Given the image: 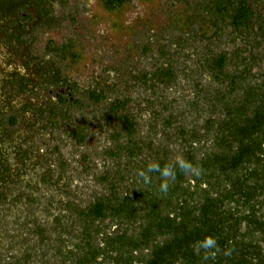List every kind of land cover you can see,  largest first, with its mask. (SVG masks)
I'll return each mask as SVG.
<instances>
[{
    "label": "trees",
    "instance_id": "1",
    "mask_svg": "<svg viewBox=\"0 0 264 264\" xmlns=\"http://www.w3.org/2000/svg\"><path fill=\"white\" fill-rule=\"evenodd\" d=\"M8 1L18 3L9 9L8 20L0 17V37L13 48L2 59L7 61L0 83V219L7 210L14 215V201L21 207L14 231H0V264H264V69L254 71L264 58L259 60V53L252 51L244 56L245 48L239 45L199 60L216 87L207 89L197 81L195 99L184 100L180 114L202 108L203 133L198 135L199 130L187 123L178 124L173 114L163 125L168 139L180 144V158L170 142L158 147L138 139V118L127 109L130 98L109 103L103 121L120 126L113 127L120 145L111 148L109 156H125V167L118 164L115 171L98 176L105 191L95 192L91 200L78 203L65 194L69 200L58 214L48 213L53 199L44 204L41 216L30 191L33 185L26 187L23 179L28 163L36 162L34 130L62 129L77 144H86L89 119L82 116L76 122L72 108L105 103L117 91L108 81L81 92L58 64L70 45L49 44L61 60H42L20 51L33 18L31 6L40 21L42 16L50 22V1ZM126 1L103 0V4L115 10ZM263 2H199L196 21L208 19L214 29L226 26L237 33L259 31L264 41V12L259 8ZM20 13L27 14V22ZM16 41L19 47H14ZM261 43L256 40L251 50ZM16 60L21 61L14 64ZM178 73L175 67H158L137 80L158 90V84L174 85ZM41 90L49 96L42 97ZM15 102L20 106L14 107ZM21 124L25 132L18 133L15 127ZM11 154L19 166L7 162ZM151 164L160 171L149 172ZM166 169L170 176L162 175ZM45 171L43 180L55 183L53 173ZM12 184L18 194L11 207L7 194ZM111 223L119 224L121 233H107ZM208 241L214 243L205 247Z\"/></svg>",
    "mask_w": 264,
    "mask_h": 264
},
{
    "label": "rangeland",
    "instance_id": "2",
    "mask_svg": "<svg viewBox=\"0 0 264 264\" xmlns=\"http://www.w3.org/2000/svg\"><path fill=\"white\" fill-rule=\"evenodd\" d=\"M24 1L31 3L30 0ZM49 1L53 19L50 22L47 19L40 21L36 10L31 8L34 15L28 23L29 29L22 36L26 44H22L20 51L23 50L24 54L28 52L32 57L42 60H61L49 49V44L70 45L64 61H58L64 75L74 80L81 92L101 81H109L117 92L110 95L105 103L72 108L73 120L76 122L82 116L89 119L86 144H77L62 129L50 130L49 133L42 129L34 130V143L37 145L34 146V152L37 153L33 160L36 162L28 163L27 172L26 169L23 170V179L26 187V183L33 182L30 191L38 201L37 215L42 216V212H45L44 204L53 199L56 202L50 206L48 213L58 214L61 205L68 199L65 194L70 193L69 198L78 203L91 200L95 192L105 191L98 181V176L110 170L115 171L118 164L123 166L126 162L123 155L118 156L120 159L109 156L110 149L120 145L113 129L120 126L117 122L112 126L107 125L102 118L109 103L116 99L130 98L129 111L138 118V139L146 143L153 141L157 146L170 142L173 153L180 158V144H174L175 139H168L163 125L165 118L173 114L171 116L175 119L179 118L178 124L187 123L199 130L198 135L203 133L202 108L198 107L193 113L191 110L180 114V111L185 109L184 100L195 99L196 91L193 87L197 81L207 89L216 87L212 83L213 78L209 70L199 60H204L206 55L216 56L223 51H232L239 45L242 49L245 48L244 56H250L252 51L254 54L259 53V60L264 58L261 55H264V41L261 40L259 48L251 50L257 46L255 42L258 40L254 32L237 33L226 26L214 29L211 22H207L208 19L203 22L196 21L197 5L208 0H128L121 8L115 10L107 9L103 0ZM14 3L18 2L0 0L2 21L8 20L9 9ZM259 8L264 12V2ZM22 16L26 15L20 13V17ZM27 20L24 17L22 21ZM16 46H20L17 41L14 44V47ZM12 49L1 36L0 83L6 70L4 62L7 61L2 59ZM18 61L21 60H16L14 64H18ZM259 65L255 67V72H258L259 68L264 69V60L260 61ZM158 67H175L179 71L177 82L171 86L158 84V90H152L137 80L140 74L151 72ZM58 91L60 90H55V93ZM45 92L46 90H41L39 94L42 97L49 96ZM13 106L19 107L20 104L15 102ZM14 109L16 108L9 111ZM9 111L7 113H10ZM25 128L21 124L16 126L15 130L20 133L25 132ZM14 156L9 155L7 162L19 166ZM86 157L90 159L86 160ZM14 167L12 166V169ZM44 169L45 172L53 173L50 178H54L55 183L50 184L43 180ZM8 187L10 205L18 191L15 192V184ZM13 192L15 193L12 194ZM13 203L16 206L11 211L15 213L12 215L10 210L4 211L5 214L0 219V231H14L20 222L16 217L21 202L17 200ZM3 241L5 242L4 239Z\"/></svg>",
    "mask_w": 264,
    "mask_h": 264
},
{
    "label": "flooded vegetation",
    "instance_id": "3",
    "mask_svg": "<svg viewBox=\"0 0 264 264\" xmlns=\"http://www.w3.org/2000/svg\"><path fill=\"white\" fill-rule=\"evenodd\" d=\"M31 6V5H30ZM29 6V7H30ZM31 8H33V9H35L36 10V8L34 7V5H32L31 6ZM260 10H261V8H260ZM36 12H37V10H36ZM32 13V12H31ZM24 15H25V13H23ZM27 14H29V13H27ZM26 14V15H27ZM34 15V14H33ZM35 17V16H34ZM42 19H44L42 16H41V20ZM33 21H34V19H33ZM254 33L257 35V38H258V40H262V38H263V36H262V34L261 33H259V31H255L254 30ZM259 33V34H258ZM257 40V41H258ZM106 83V82H105ZM105 83L103 82V81H101V83H99L98 85H101V86H104L105 85ZM50 88V87H49ZM51 89V88H50ZM61 93H65L66 92V90H61L60 91ZM50 93H53V90H50ZM57 96H56V98H58V93L56 94ZM127 109L129 110V104L127 105ZM130 112V111H129ZM32 184H33V182H32ZM110 221L108 220L107 221V223H109ZM112 224V223H111ZM109 225L108 227H109V229L107 230V233H109V234H119V233H121V228H120V225L119 224H112V225ZM102 237H104L103 235H102Z\"/></svg>",
    "mask_w": 264,
    "mask_h": 264
},
{
    "label": "clouds",
    "instance_id": "4",
    "mask_svg": "<svg viewBox=\"0 0 264 264\" xmlns=\"http://www.w3.org/2000/svg\"><path fill=\"white\" fill-rule=\"evenodd\" d=\"M183 168H185V169H187V168H190V165H181ZM148 171L149 172H152V171H160V169H159V166L158 165H155V164H151V165H149V167H148ZM141 175H143V173H141ZM162 175H164V176H170L171 175V172L169 171V170H165V171H163V173H162ZM147 177L145 176V181L147 182ZM162 187L166 190V188H167V184H164V185H162ZM212 243H214L213 241H208L207 242V244H205V247H208V246H210Z\"/></svg>",
    "mask_w": 264,
    "mask_h": 264
}]
</instances>
